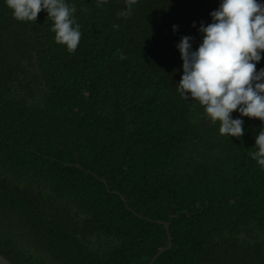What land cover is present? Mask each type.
I'll return each mask as SVG.
<instances>
[{
  "label": "trees",
  "instance_id": "trees-1",
  "mask_svg": "<svg viewBox=\"0 0 264 264\" xmlns=\"http://www.w3.org/2000/svg\"><path fill=\"white\" fill-rule=\"evenodd\" d=\"M67 2L74 53L46 11L21 22L0 0V254L148 264L170 240L151 264H264L262 122L233 111L244 134L221 135L176 86V45L195 50L221 0H137L127 18L125 0Z\"/></svg>",
  "mask_w": 264,
  "mask_h": 264
},
{
  "label": "clouds",
  "instance_id": "clouds-1",
  "mask_svg": "<svg viewBox=\"0 0 264 264\" xmlns=\"http://www.w3.org/2000/svg\"><path fill=\"white\" fill-rule=\"evenodd\" d=\"M13 18L21 22H36L44 10L52 21L55 41L74 53L82 33L75 18L76 6L67 0H5ZM107 0H97L100 7ZM137 0H125L126 8L117 16L127 18ZM211 22H201L198 31L202 42L193 50L190 35H182L179 49L183 74L177 86L180 95L198 101L206 118L219 122L221 135L240 138L244 134L241 117L259 118L260 131L255 136V150L249 152L264 169V68L256 64L264 56V3L258 0H221L210 13ZM195 27V23H193ZM173 31L178 30L173 25ZM113 28L119 29L118 24ZM127 57L120 53V59Z\"/></svg>",
  "mask_w": 264,
  "mask_h": 264
},
{
  "label": "water",
  "instance_id": "water-1",
  "mask_svg": "<svg viewBox=\"0 0 264 264\" xmlns=\"http://www.w3.org/2000/svg\"><path fill=\"white\" fill-rule=\"evenodd\" d=\"M164 226H165V228H166V230H167L168 223L164 222ZM170 243H171V242H170V240H169L168 245H167L166 247H164V248L158 250V251L154 254V256L150 259V261L148 262V264H151V263L153 262V260H154L155 257L160 253L161 250H165V249H167V248L170 246ZM0 261H2L3 264H12V263H10L8 260H6L1 254H0Z\"/></svg>",
  "mask_w": 264,
  "mask_h": 264
},
{
  "label": "snow or ice",
  "instance_id": "snow-or-ice-1",
  "mask_svg": "<svg viewBox=\"0 0 264 264\" xmlns=\"http://www.w3.org/2000/svg\"><path fill=\"white\" fill-rule=\"evenodd\" d=\"M0 264H3V262H2V261H0Z\"/></svg>",
  "mask_w": 264,
  "mask_h": 264
}]
</instances>
